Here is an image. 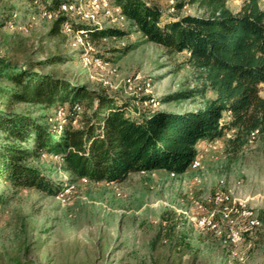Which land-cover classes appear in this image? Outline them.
Returning a JSON list of instances; mask_svg holds the SVG:
<instances>
[{"label": "rangeland", "instance_id": "obj_1", "mask_svg": "<svg viewBox=\"0 0 264 264\" xmlns=\"http://www.w3.org/2000/svg\"><path fill=\"white\" fill-rule=\"evenodd\" d=\"M0 1V6L15 2L21 11L31 10L25 0ZM154 1L168 17L198 11L193 4L175 9L182 0ZM243 1L228 0V5L236 10ZM73 3L75 9L69 10L76 21L89 27H121L128 35L86 47L84 40L90 35L63 29L50 36L51 16L44 11L31 16L21 12L15 14L16 21L0 25V59L90 87H107L132 111L137 106L199 107V97L164 102L166 95L192 84L186 53L164 54L119 10L113 7L107 13V6L112 7L108 0ZM260 4L264 7V0ZM86 13L92 16L87 18ZM96 52L106 57L100 56L105 66L85 64L88 56H98ZM50 57L61 60L37 65ZM226 147L224 140L200 144L199 165L185 176L156 170L131 173L116 183L77 182L75 188L67 183L58 197L19 190L0 206V264H264V133L253 132L239 152L228 155ZM39 164L56 182L69 177L52 158L42 157ZM71 186L62 197L60 193ZM204 218L215 227L201 225ZM232 219L241 233L237 242L227 237ZM223 243L236 248L231 251Z\"/></svg>", "mask_w": 264, "mask_h": 264}, {"label": "trees", "instance_id": "obj_2", "mask_svg": "<svg viewBox=\"0 0 264 264\" xmlns=\"http://www.w3.org/2000/svg\"><path fill=\"white\" fill-rule=\"evenodd\" d=\"M25 1L31 10L21 11L15 2L2 3L0 25L16 21L15 14L21 12L31 16L44 11L52 19L50 36L69 29L90 35L94 45L129 33L121 27H89L76 21L71 11L63 9L74 0ZM108 1L164 54H187L192 84L166 95L164 102L199 97L201 104L195 109L139 106L132 111L107 87H90L0 59V183L5 184L0 206L23 188L55 197L67 183L74 188L77 182L116 183L131 173L156 170L182 176L192 170L202 141L224 140L227 154L236 153L253 132L264 133L260 0H244L236 10L228 0H182L175 9L193 4L198 11L169 17L154 0ZM42 157L54 159L69 177L56 182L39 164ZM223 245L231 251L236 248Z\"/></svg>", "mask_w": 264, "mask_h": 264}, {"label": "bare ground", "instance_id": "obj_3", "mask_svg": "<svg viewBox=\"0 0 264 264\" xmlns=\"http://www.w3.org/2000/svg\"><path fill=\"white\" fill-rule=\"evenodd\" d=\"M63 8H64V10H68V11H70V10H72V9H75V5H74V3H71V4H65V5H63ZM115 9H117V10H119L120 11V9L119 8H117V7H114ZM113 7H110L109 5L107 6V13H110L111 12V10L112 9H114ZM70 9V10H69ZM87 18H89V17H91L92 15L90 14V13H86V15H85ZM84 42H85V45H86V47H88V46H90L91 45V40L89 39V38H85V40H84ZM90 63H96L97 65H101V66H105L107 63H106V61L102 58V57H98V56H92V57H90V56H88L87 58H86V60H85V64H90ZM113 67L114 66H112V70H113ZM115 70V69H114ZM129 82H131V80H129ZM137 90L139 91H142L143 89H142V87L141 86H139L138 88H137ZM153 106H157V103L155 102H153ZM228 137H230V135L228 136ZM197 165H199V161H198V159L196 158L195 160H194V163H193V167H195V166H197ZM172 174H174V173H172ZM194 180L195 181H197V180H199V177L196 175L195 177H194ZM73 186H71V187H68V190L65 192V193H60V195L63 197L68 191H70V189L72 188ZM58 195H59V193L56 195V197H58ZM224 210H226V211H229L230 210V208H229V206H225L224 207ZM243 213L244 214H251V212L250 211H246L245 209H243ZM252 222H254V221H252ZM255 222H257V220H255ZM230 224H229V228H228V233H227V237H228V239L231 241V242H237L239 239H240V237H241V233H240V229L239 228H237V227H235L234 225H233V223H234V220L232 219L230 222H229ZM200 224L201 225H204V226H209V227H215V223H213L212 221H210V220H208V219H206V218H204V219H202L201 221H200Z\"/></svg>", "mask_w": 264, "mask_h": 264}, {"label": "crops", "instance_id": "obj_4", "mask_svg": "<svg viewBox=\"0 0 264 264\" xmlns=\"http://www.w3.org/2000/svg\"><path fill=\"white\" fill-rule=\"evenodd\" d=\"M137 107L139 108V106H137ZM175 110H176V109H175ZM205 142H206V141H202L200 144L203 145V144H205ZM157 171H159V170H157ZM186 174H187V173H186ZM186 174H184V175H182V176H185Z\"/></svg>", "mask_w": 264, "mask_h": 264}]
</instances>
